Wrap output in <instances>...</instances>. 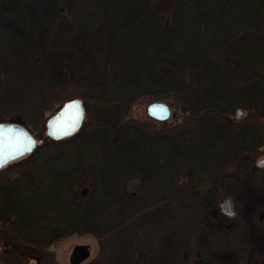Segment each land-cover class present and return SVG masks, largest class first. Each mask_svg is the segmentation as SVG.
I'll use <instances>...</instances> for the list:
<instances>
[{"label":"trees","instance_id":"obj_1","mask_svg":"<svg viewBox=\"0 0 264 264\" xmlns=\"http://www.w3.org/2000/svg\"><path fill=\"white\" fill-rule=\"evenodd\" d=\"M73 99L82 127L49 139ZM138 102L178 118H135ZM3 122L39 139L0 169V231L38 264L188 194L222 226L224 186L264 153V0H0Z\"/></svg>","mask_w":264,"mask_h":264},{"label":"rangeland","instance_id":"obj_2","mask_svg":"<svg viewBox=\"0 0 264 264\" xmlns=\"http://www.w3.org/2000/svg\"><path fill=\"white\" fill-rule=\"evenodd\" d=\"M146 106L136 103L131 116L144 118ZM170 116L169 121L176 120L178 113ZM262 158L264 153L257 162ZM223 192L234 214L222 226L200 224L199 198L188 194L140 214L101 243L90 236H70L48 252L55 264H70L77 246L88 250L77 264H264V167L226 184ZM37 259L0 231V264H38Z\"/></svg>","mask_w":264,"mask_h":264},{"label":"water","instance_id":"obj_3","mask_svg":"<svg viewBox=\"0 0 264 264\" xmlns=\"http://www.w3.org/2000/svg\"><path fill=\"white\" fill-rule=\"evenodd\" d=\"M145 113L153 120L166 121L170 118L171 110L165 103L153 102L146 106ZM84 116L85 108L79 99L67 101L47 120L45 134L54 141L65 140L82 127ZM36 144L33 135L19 123H0V169L25 159L33 152ZM257 166L264 167V158L257 162ZM219 209L227 217L234 214L227 199L220 203ZM87 257V248L77 246L70 255V264H77Z\"/></svg>","mask_w":264,"mask_h":264},{"label":"snow or ice","instance_id":"obj_4","mask_svg":"<svg viewBox=\"0 0 264 264\" xmlns=\"http://www.w3.org/2000/svg\"><path fill=\"white\" fill-rule=\"evenodd\" d=\"M77 107H78V105H77ZM0 164H2V162H0Z\"/></svg>","mask_w":264,"mask_h":264},{"label":"flooded vegetation","instance_id":"obj_5","mask_svg":"<svg viewBox=\"0 0 264 264\" xmlns=\"http://www.w3.org/2000/svg\"><path fill=\"white\" fill-rule=\"evenodd\" d=\"M231 218V217H230ZM233 218V217H232Z\"/></svg>","mask_w":264,"mask_h":264}]
</instances>
